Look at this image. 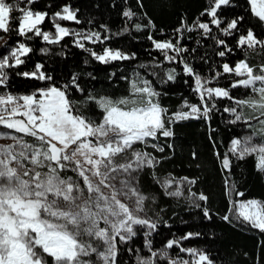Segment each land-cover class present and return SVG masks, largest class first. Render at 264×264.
Listing matches in <instances>:
<instances>
[{
    "label": "snow or ice",
    "instance_id": "obj_1",
    "mask_svg": "<svg viewBox=\"0 0 264 264\" xmlns=\"http://www.w3.org/2000/svg\"><path fill=\"white\" fill-rule=\"evenodd\" d=\"M22 2L25 6H21ZM245 2L250 16L264 25V0ZM35 3L36 0H15V3L0 0V39L9 36L5 48L0 49V87L7 85L6 69L16 70V75L25 78L48 82L31 94H0V126L15 133H0V139L11 141L0 144V264H122L121 245L127 246L124 250L135 256V264H190L188 260L174 259L170 255L169 250L179 246L178 240L169 239L160 249L153 247L151 237L158 234L159 222L148 216V197L140 191L137 176L145 168L154 169L159 161L143 149L150 145L155 151L164 152V146L158 141L161 137H174V124L193 119L210 120L214 111L219 110L218 100L234 101L230 107L223 108L231 117L229 124L243 123L251 129L252 117L246 118L245 109L264 117V65L254 68L241 59L234 65L223 63L222 71L212 77H202L181 56L189 51L180 44L184 32L200 31L202 36L215 40L222 48L216 55L222 58L236 49H256L257 46L264 49V39L251 27L243 29L245 16L237 15L230 20L222 17L225 8L235 7L233 0H208L209 6L200 17L210 19L204 22L198 17L192 26L182 21L175 30L174 41H159L149 35L148 39L167 61L183 63V73L193 78V91L200 98L199 105L185 102L186 110L169 114L159 102L161 93L155 90L152 81L135 70L132 77H120L128 81L129 87L127 94L119 97L88 92L76 75L70 82L57 86L50 75L41 71V64H36L31 72L19 71L34 51L25 40L37 37L48 44H57L66 36L82 35L70 32L57 22L80 23L76 11L67 5L50 17L55 33L42 31L40 25L45 23L48 13L33 11L31 5ZM123 15L131 19L135 13L129 10ZM210 25L223 37L234 38L235 47H228L224 38L213 35ZM134 28L143 31L154 29L155 25L149 20L145 25L134 24ZM17 37L23 39H15ZM83 38L93 43L100 40L98 33ZM85 50L105 65L136 59L135 53L119 49L106 47L102 53ZM170 51L176 55H168ZM148 67L138 65V68ZM149 74L159 76L155 71ZM225 74L232 78L228 86H209L212 81L219 83L221 78L227 79ZM174 80L176 69L173 68L160 83ZM233 89L246 90L245 98H236L231 93ZM74 93L81 95L73 99ZM89 104L100 110L98 118L84 115L78 107ZM259 122V130L233 138L229 152L237 160L255 155L258 170L264 172V120ZM257 135L261 138L259 142L255 139ZM222 163L230 170L227 153ZM69 172L75 173V178L68 175ZM184 182L196 183L185 177L182 181L165 180L162 187L167 196L189 199L191 206L201 209L204 218L211 220L210 210L198 202L206 203V195H197L190 187L188 196L179 186L168 190L174 183ZM230 191L236 197L245 195L234 185ZM230 203L232 215L223 216V220L247 224L264 234V201L249 199ZM141 234L144 237L142 248L133 247L135 238ZM200 235L188 232L181 239ZM143 249L147 250V255L141 254ZM180 251L195 258L191 264H214L202 250L180 247Z\"/></svg>",
    "mask_w": 264,
    "mask_h": 264
},
{
    "label": "trees",
    "instance_id": "obj_2",
    "mask_svg": "<svg viewBox=\"0 0 264 264\" xmlns=\"http://www.w3.org/2000/svg\"><path fill=\"white\" fill-rule=\"evenodd\" d=\"M10 2L15 3V0ZM233 3L235 7L225 8L222 17L230 20L237 15L245 16L243 29L251 27L260 39H264V25H260L250 16L245 0H233ZM65 5L76 11L80 23L61 20L57 22L68 28L70 32L82 35L66 36L57 44H48L37 37L25 40L24 42L34 51L29 54L31 58L27 60L26 65L20 66L19 71L31 72L35 70L36 64H41L43 65L41 71L50 75L57 86L70 82L76 75L80 77L81 86L88 92L119 97L127 94L129 87L128 81L120 77H132L135 70L143 78L152 81V86L161 93L159 102L169 110V114L186 110L185 102L200 104L199 95L193 91L195 87L193 78L183 73V63L167 61L164 55L155 49L148 36L152 35L159 41H174L175 30L180 27L181 22L184 21L192 26L200 17V13L209 6L208 0H36V3L31 5L33 11L48 13L45 23L40 25L42 31L55 33L50 17L55 12L61 11ZM21 6H25L23 2ZM129 10L135 13L131 19L123 15ZM200 19L207 22L210 17L204 16ZM149 20L155 25L154 29L137 31L134 28V24L145 25ZM210 26L213 28V35L224 38L228 47H235L234 38L223 37L215 30V26ZM91 33H98L100 40L93 43L83 38ZM3 39L0 49L5 48L9 36L4 35ZM77 42L84 47H79ZM180 44L189 49L181 56L202 77H212L215 72L222 71L223 63L234 65L241 59H245L254 68L264 65V49L259 46L256 49H236L232 54L222 58L216 55L218 50H222L221 46L210 37L202 36L200 31L184 32ZM106 47L129 54L135 53L136 59L105 65L96 61L90 52L85 50L102 53ZM193 49L195 51H191ZM168 55H176V53L170 51ZM141 64L149 67L138 68ZM154 65L159 67H153ZM173 68L176 69V80L160 83V80L166 79ZM6 71H8V81L6 86L0 87L1 93H11L15 96L31 94L48 83L16 75V70L6 69ZM152 71L159 73V76L150 75ZM113 72L116 73L115 76L112 75ZM89 73L95 79H92ZM225 76L228 78H221L219 83L212 81L209 86H228L232 78L228 74ZM245 91L233 89L231 93L236 98L243 99ZM80 95L74 93L73 99ZM216 103L219 110L214 111L210 120L193 119L174 124L172 126L174 137H161L158 141L164 146V152L155 151L150 145L143 149L151 152L159 161L154 169L145 168L137 176L140 191L148 197L146 200L148 216L159 222L158 234L154 233L151 237L153 247L160 249L169 239L178 240L179 246L169 250V253L172 258H182L188 260L190 264L192 260L189 258L192 256L189 257L187 252H181L180 247L202 250L210 256L214 264H264V234L247 224L222 219L225 215H232L230 209L233 205L230 201L249 199L264 201V172L258 170L257 157L254 155L244 160H237L229 152L233 138L259 130L256 121L260 115L246 113L244 110L246 118L252 117L251 129L243 123L229 124L227 121L231 117L223 112V108L230 107L234 101L224 99ZM78 107L84 115L98 118L100 110L91 104L87 107L82 105ZM255 139L259 142L261 138L257 135ZM168 144L172 147L169 148ZM225 153L231 161L230 170L223 167L222 159ZM67 174L75 178V173ZM163 177L182 180L187 177L189 180H195L196 183L193 185L186 183L187 188L190 187L197 195L203 193L208 197L206 203L198 202L210 210L212 219H205L201 209L191 206L189 199L167 196L161 183L157 182ZM233 185L237 191L245 195L234 196L230 191ZM185 196L188 194L185 193ZM188 232H199L201 235L187 240L181 239ZM135 241L132 246L142 248L143 235L136 237ZM126 247L121 245L122 264H135V256L124 250ZM141 254L147 255V250L143 249Z\"/></svg>",
    "mask_w": 264,
    "mask_h": 264
},
{
    "label": "rangeland",
    "instance_id": "obj_3",
    "mask_svg": "<svg viewBox=\"0 0 264 264\" xmlns=\"http://www.w3.org/2000/svg\"><path fill=\"white\" fill-rule=\"evenodd\" d=\"M2 40L4 41V39H1L0 40V44H1V42H2ZM0 94H7V93H1L0 92ZM15 96V95H14ZM20 96V95H19ZM245 112L247 113V112H251V113H255V114H259V112H253L252 110H250V109H245ZM260 120H264V117H258L257 118V121H256V123L258 124V129H260L261 128V124H260ZM4 132H9V133H11V134H13V135H15V133H13L12 132V130H9V129H6V128H4L3 126H0V133H4ZM7 143H11V141L9 140V139H0V144H7ZM120 163H124V161L123 160H120L119 161ZM257 163H258V159H257ZM168 179H172V180H174V181H182V179H180V178H173V177H163V178H161L159 181H160V183H161V185H162V182L163 181H165V180H168ZM177 186H179V187H181V188H184L185 189V193L186 194H188V192H187V185H186V182H184V183H180V184H176V183H174L173 185H172V187L171 188H169L168 190L169 191H171V190H174ZM163 189H164V187H163ZM165 190V189H164ZM189 257H190V255H189ZM189 260H194V257H191V258H189Z\"/></svg>",
    "mask_w": 264,
    "mask_h": 264
}]
</instances>
